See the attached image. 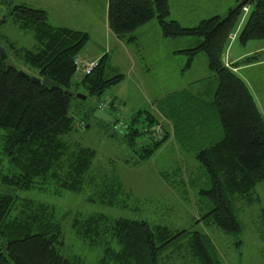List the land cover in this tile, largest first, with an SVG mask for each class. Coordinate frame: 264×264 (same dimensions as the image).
<instances>
[{
    "label": "trees",
    "instance_id": "trees-1",
    "mask_svg": "<svg viewBox=\"0 0 264 264\" xmlns=\"http://www.w3.org/2000/svg\"><path fill=\"white\" fill-rule=\"evenodd\" d=\"M238 1L225 15L214 13L192 25L170 16L172 0H108L107 7L109 26L128 43L137 39L140 26L156 19L165 37L197 38L180 49L186 55L185 68L200 51L206 54L209 75L155 97L151 104L172 122L177 144L205 172L201 183L190 181L202 206L197 220L234 233L242 230L237 203L254 202L256 185L264 181V113L247 79L234 68L253 62L258 53L231 64L225 60L236 36L243 42L264 39V0ZM6 16H13L22 30L33 32L36 43L27 46L0 34L8 57L16 62V67L9 66L0 56V264H165L166 256L178 254L183 245H188L198 264H220L210 235L202 230H173L145 218L111 217L105 211L75 215L67 230L66 213L71 211H62L43 194L30 195L38 189L60 195L83 192L85 185L94 192L88 193L91 202L131 195L116 168L108 172L101 168L94 175L96 150L70 135L86 120L81 112L94 114L101 103L90 106L87 98L66 91L82 87L88 90L87 97L99 96L125 74L106 76L103 54L90 72L77 79L75 57L90 39L87 30L53 24L47 9L26 3L10 5ZM20 69L49 75L60 86L33 81ZM210 78L216 83L213 91ZM204 81L208 84L202 86ZM194 83H201L197 90ZM114 100L110 102L116 113H111L113 122L130 147L158 130L157 124L161 126V133L152 134L157 138L142 146L140 157H150L168 139L169 130L147 107L136 108L123 120ZM161 173L175 188L185 185L183 178Z\"/></svg>",
    "mask_w": 264,
    "mask_h": 264
},
{
    "label": "rangeland",
    "instance_id": "rangeland-1",
    "mask_svg": "<svg viewBox=\"0 0 264 264\" xmlns=\"http://www.w3.org/2000/svg\"><path fill=\"white\" fill-rule=\"evenodd\" d=\"M186 1L193 5L191 8L193 11L188 12V8L184 7L188 4ZM237 2L239 1L172 0L170 16L177 17L185 25H192L201 18L217 12L222 16L225 15L228 8ZM14 3L47 8L53 24L87 30L90 33V39L79 56L83 58V54L88 53L99 59L107 53L105 75L125 73V77L119 83L108 87L101 95L86 97L88 105L95 107L100 106L101 103L102 109L116 115L110 104L115 99L116 110L120 111L119 114L123 116V120H127L134 114L136 108L147 107L157 114V118L170 134L150 157L142 159L140 157L144 149L142 146L157 138V135H152L153 133L157 131L159 134L162 131L159 124L156 125L158 130L156 128L155 132H149L144 137L138 138L135 148H132L118 124L104 117L81 112L86 120L82 122V127L70 133L71 137L84 146L96 150L94 170L92 169L94 175L101 173V168L105 172L116 168L115 173L119 175L123 188L131 195L116 194V196L112 195L115 198L111 200L101 201L98 198V201L92 199L91 202L88 199V193L94 192L87 185L84 186L83 192L63 191L60 195L38 189L30 195L39 198L43 194L49 201L59 204L62 211H71L66 213L67 230H70V220L75 215L105 211L111 217L123 215L131 218H145L151 223L169 225L173 230L196 228L207 232L218 254L220 264H264V218L262 215L264 181H259L256 185L254 202L248 204L245 201H239L237 203L242 221L241 231L229 232L214 223L197 220L202 212V206L197 204L196 185L190 181L196 180L201 183L205 172L199 168L194 156L183 152L177 144L173 135L172 122L160 114L154 102L151 104L153 98L162 96L172 89L183 87L193 78L211 73L203 51L197 54L191 69V66L184 67L186 55L181 51H175L180 46L194 44L197 38L161 36L162 34H158L162 32L158 21L152 19L151 21L155 24H151L148 29L140 30V36L135 41L122 44L115 40L111 27L107 25V0H0V18L8 14L10 5ZM0 34H8L19 44L33 46L36 43L33 32L22 30L13 16H9L3 22ZM263 41L264 39L254 38L243 42L236 36L230 42L229 49L233 52L237 47H241L247 50L253 49L252 52H255L254 48ZM225 54L229 58L227 51ZM244 74H247L245 75L247 81L264 113V64L248 68ZM82 76V71H78L76 78L80 79ZM213 82L209 81L211 91L216 84L215 81ZM206 84L208 82L204 81L202 86ZM79 91L88 93V90L82 87ZM144 121L147 125V121ZM140 124L143 125L141 122ZM173 169L176 173H173ZM161 170L172 173V177L176 180L183 178L185 185L175 188L162 176ZM164 176L166 177L167 174ZM182 247L178 254L174 252L175 256L173 254L166 256L165 264L199 263L188 245ZM8 264H14V262L9 261Z\"/></svg>",
    "mask_w": 264,
    "mask_h": 264
},
{
    "label": "crops",
    "instance_id": "crops-1",
    "mask_svg": "<svg viewBox=\"0 0 264 264\" xmlns=\"http://www.w3.org/2000/svg\"><path fill=\"white\" fill-rule=\"evenodd\" d=\"M186 3H188V4H186V5H184V7H186V8H188V12H191V11H193V9H191V8H193V5L192 4H189V1H186ZM107 7H108V0H107ZM47 9V8H46ZM187 11V10H186ZM218 13V12H217ZM106 14H107V8H106ZM106 22H107V25H108V27L110 28V26H109V22H108V18L106 17ZM151 24H155V23H153V21H149V22H147V23H145V24H143L142 26H140L136 31V34H137V38L140 36L139 35V33H140V30H142L143 28L144 29H148V28H150L149 26H151ZM188 25V24H187ZM190 25V24H189ZM111 29V28H110ZM112 30V29H111ZM113 31V30H112ZM157 33V32H156ZM113 34H114V36H115V40L116 41H119L120 43H122V44H125V40L123 39V38H121L120 36H118L117 34H115V32L113 31ZM158 34H162V32L160 33V32H158ZM161 36H164L163 34L161 35ZM180 37H184V36H180ZM164 38V37H163ZM164 40V39H163ZM197 41V40H196ZM139 44V43H138ZM185 47H188V46H180L178 49H175V51H180V49H182V48H185ZM229 47H230V44H229V46H228V49L226 50L227 52H228V55H229V58H227L226 57V54H225V60H227L228 62H230V64L231 63H233V62H235V61H239L240 59H242V58H244V57H246V56H248V55H252V54H254V53H259L257 56H256V58H255V60L253 61V62H250V63H245V64H238V65H236V66H234V68L238 71V72H240L245 78H246V76H247V74H244V72H245V70L246 69H248V68H251V67H254V66H258V65H261V64H264V41L262 42V43H260L259 45H257L256 46V48H254L255 49V52H252L253 51V49H243V48H241V47H237L233 52H232V50H230L229 49ZM182 52V51H181ZM106 56H107V53H104ZM99 55H101V54H99ZM98 55V56H99ZM197 56V55H196ZM196 56H195V58H196ZM83 58L84 59H94V58H97V56H95V57H93L92 56V54H88V53H84L83 54ZM195 58H194V60H195ZM203 58V57H202ZM204 58H207L206 57V55H205V57ZM257 59V60H256ZM194 60H193V62H194ZM207 60V59H206ZM193 62H192V64H191V67H190V69L192 68V66H193ZM208 65V64H207ZM182 69H185V68H182ZM125 74V73H124ZM210 73H208L207 75H209ZM206 75V76H207ZM246 75V76H245ZM203 77H205V76H203ZM200 78H202V77H196V78H193L192 80H190V82L191 81H194V80H197V79H200ZM211 80V83H214L213 82V78H210ZM247 79V78H246ZM189 82V83H190ZM198 84H201V83H194V84H192V85H194L195 86V89L197 90L198 89ZM186 86V85H185ZM184 87V86H183ZM181 88V87H180ZM167 93V92H166Z\"/></svg>",
    "mask_w": 264,
    "mask_h": 264
},
{
    "label": "water",
    "instance_id": "water-1",
    "mask_svg": "<svg viewBox=\"0 0 264 264\" xmlns=\"http://www.w3.org/2000/svg\"><path fill=\"white\" fill-rule=\"evenodd\" d=\"M248 1L249 0H241L240 2L245 3ZM6 19H7L6 15H4L2 18H0V27L3 24V22L6 21ZM0 56L7 65L12 66V67H16V62L12 58L8 57L7 50L5 48L4 43L2 42L1 38H0ZM19 72L24 74L27 77H30L33 81L43 82V83L50 85L52 87L60 86V82L57 81L56 79H53L49 75L39 76L36 74H30L28 71H26L24 69H20ZM66 91L71 93V94H76L77 96L82 97V98L87 97V94L82 92V91H75L74 89H71V88H66ZM94 114L98 117H104V118L110 119L112 121L116 120V118L113 117V115L111 113L106 112L104 109H102L100 107L96 108V110L94 111Z\"/></svg>",
    "mask_w": 264,
    "mask_h": 264
},
{
    "label": "built area",
    "instance_id": "built-area-1",
    "mask_svg": "<svg viewBox=\"0 0 264 264\" xmlns=\"http://www.w3.org/2000/svg\"><path fill=\"white\" fill-rule=\"evenodd\" d=\"M247 6H244V9L247 10ZM99 62V59L97 58H94V59H84V58H81L79 55H77L75 57V63H76V69H77V72L78 71H82V73H87V72H90L91 69L97 65ZM226 63L227 64H230V62H228L226 60Z\"/></svg>",
    "mask_w": 264,
    "mask_h": 264
}]
</instances>
